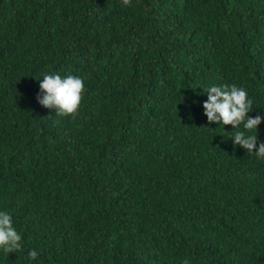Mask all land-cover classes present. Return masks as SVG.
Masks as SVG:
<instances>
[{
  "label": "trees",
  "instance_id": "16d2710c",
  "mask_svg": "<svg viewBox=\"0 0 264 264\" xmlns=\"http://www.w3.org/2000/svg\"><path fill=\"white\" fill-rule=\"evenodd\" d=\"M54 74L84 82L74 118L40 103ZM225 84L255 152L264 0H0V212L21 235L0 264H264V159L203 107Z\"/></svg>",
  "mask_w": 264,
  "mask_h": 264
},
{
  "label": "clouds",
  "instance_id": "9594fccd",
  "mask_svg": "<svg viewBox=\"0 0 264 264\" xmlns=\"http://www.w3.org/2000/svg\"><path fill=\"white\" fill-rule=\"evenodd\" d=\"M124 6H129L131 0H122ZM44 92L40 103L45 107H55L56 115L75 117L84 92V82L81 78L67 76L62 78L59 74L45 75L40 83ZM208 100L204 103L205 114L208 121H219L220 124H232L234 128L243 124V131L234 135V144L241 145L250 154L264 159V143H261L255 152L256 135H245L248 132L256 133V125L260 117L247 118L246 113L252 107V100L248 98L245 89L235 85L212 86L208 89ZM218 113V115H216ZM21 235L12 225V218L5 212H0V249L8 254L21 248ZM38 253L30 250L28 259L34 260ZM187 264V261L184 262Z\"/></svg>",
  "mask_w": 264,
  "mask_h": 264
}]
</instances>
